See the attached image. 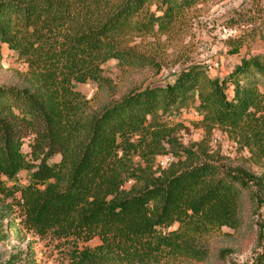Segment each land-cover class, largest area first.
Returning a JSON list of instances; mask_svg holds the SVG:
<instances>
[{
	"label": "trees",
	"instance_id": "1",
	"mask_svg": "<svg viewBox=\"0 0 264 264\" xmlns=\"http://www.w3.org/2000/svg\"><path fill=\"white\" fill-rule=\"evenodd\" d=\"M202 1L0 0V43L26 67L22 85H0V196L20 207L22 228L58 242L65 264L204 260L200 239L239 227L245 191L261 212L253 264H264V54L222 78L193 64L98 111L76 89L100 82L109 59L134 58L125 38L168 34ZM230 43L238 53L243 40ZM195 104L205 139L226 133L258 173L220 163L206 140L181 145V125L165 117ZM168 153L177 159L155 167ZM21 171L26 183L14 179Z\"/></svg>",
	"mask_w": 264,
	"mask_h": 264
},
{
	"label": "rangeland",
	"instance_id": "2",
	"mask_svg": "<svg viewBox=\"0 0 264 264\" xmlns=\"http://www.w3.org/2000/svg\"><path fill=\"white\" fill-rule=\"evenodd\" d=\"M262 21L263 1L204 0L191 8L187 18L168 34L131 35L125 38L121 43L122 49L134 54V58L124 64L115 58L109 59L103 65L100 82L79 83L76 89L89 101V111H98L133 90L166 83L178 71L196 63L203 64L211 77L222 78L233 70L243 56L264 54ZM238 38L243 40V44L238 53H232L230 40ZM0 54V85H22L25 65L5 43H0ZM174 114L172 120H165L171 125H181L176 136L182 146L190 147L206 140L208 152L220 163L256 173L260 171L249 159L248 150L240 149L221 130L217 131L220 137L218 143H212V135L205 139V131L199 125L202 114L197 104ZM29 144V138H26L24 152L30 151ZM226 149H231L232 157L224 155ZM60 158V155H56L50 161L58 162ZM158 158L155 167L158 166ZM133 161L136 165H145L139 155L134 156ZM28 177V172L24 171L22 179L16 182L26 183ZM7 182L12 184L11 181ZM129 183L132 184V181ZM260 214L245 191L239 227H223L200 239L199 247L208 253L206 259L183 258L163 264H253L260 251ZM21 219L22 211L16 202L0 196V264L8 261L13 264H65L64 251L58 242L32 235L22 228ZM177 227L178 224L171 229ZM98 243L95 239L88 244L93 246Z\"/></svg>",
	"mask_w": 264,
	"mask_h": 264
},
{
	"label": "built area",
	"instance_id": "3",
	"mask_svg": "<svg viewBox=\"0 0 264 264\" xmlns=\"http://www.w3.org/2000/svg\"><path fill=\"white\" fill-rule=\"evenodd\" d=\"M175 116V114L174 113H170V114H168V115H166V117H165V119H167V120H172V118ZM219 129H214L213 130V133H212V143H218V141H219V139H220V137H219V135L217 134V131H218ZM216 131V132H215ZM232 151H231V149H226L225 151H224V155L226 156V157H232ZM175 160V157L171 154V153H168V154H165V155H162V156H159V158H158V160H157V165L159 166V167H161V168H165V167H167L172 161H174ZM23 175H24V172L23 171H21V172H18L16 175H15V181H18V180H21L22 179V177H23Z\"/></svg>",
	"mask_w": 264,
	"mask_h": 264
}]
</instances>
